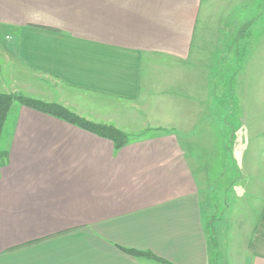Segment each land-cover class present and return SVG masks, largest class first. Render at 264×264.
<instances>
[{"label": "crops", "instance_id": "1", "mask_svg": "<svg viewBox=\"0 0 264 264\" xmlns=\"http://www.w3.org/2000/svg\"><path fill=\"white\" fill-rule=\"evenodd\" d=\"M202 8V0H0V60L13 89L7 84L6 93L22 89L126 133L149 130L115 150L105 138L13 103L0 138L7 152L0 167V264H162L118 246L170 264H264V204L240 245L213 244L202 221L206 186L192 166L191 140L212 131L213 103L196 108L185 98L196 82L186 63ZM245 35L235 40L241 47ZM258 44L264 46V33ZM248 47L232 77L230 136L246 141L239 154L247 156V172L257 174L264 170L252 160L260 153L250 141L264 137L258 114L264 83L248 85L241 72L264 53L255 57ZM153 58L186 68L170 69L159 85L152 82ZM181 81L182 100L151 98L153 84L173 93Z\"/></svg>", "mask_w": 264, "mask_h": 264}, {"label": "rangeland", "instance_id": "2", "mask_svg": "<svg viewBox=\"0 0 264 264\" xmlns=\"http://www.w3.org/2000/svg\"><path fill=\"white\" fill-rule=\"evenodd\" d=\"M202 2L204 8L201 9L198 19L192 45V56L186 63L189 68L196 70V82L191 89V96L185 98H189L196 108L206 100L213 103L211 110L213 122L210 125L212 128L210 131L212 130L213 133L208 131L203 134L205 139H202L200 137L202 134L198 132L192 134V136L195 135L191 140L192 166L196 171V176L202 175L206 184H204L206 190L203 189V194H201L202 221L205 226L208 224L207 231L212 243L240 245L247 240L264 204V172L262 171L264 170V154H262L264 148H260V146H264V137L250 141V148H255L254 151L260 153H255V156L252 154V160L262 172L257 174L247 172L248 169L245 165L247 156L239 154L240 151L244 153L243 148L246 141L238 140L234 133L233 137L230 136L232 129L236 130L234 122L231 124L233 121L231 117L234 119L236 112V101L233 100L231 94L232 77L244 60L246 51L244 49L247 45H249L248 54L256 57V55L262 56L264 53V46L257 45L264 33V0H202ZM251 18L254 20L253 25L245 27L246 20ZM241 33L246 35L249 33V39L243 37L246 40L245 42L243 40L244 47H241L239 42H235L237 35ZM149 62L151 69L156 72V75H152V82L159 83V85L169 77L170 69L175 68L182 71L184 68L182 64L165 58H153ZM149 62L145 61V71L149 67ZM248 63L241 72L245 78L244 82L248 85L264 83V72H261L264 71V60H256L255 64L259 63V67L255 70H249L256 66L251 60ZM4 65L0 60V80H4L0 82V93H6L3 87H7L9 79L7 71L2 73ZM248 66L250 67L248 68ZM248 70L249 76H247ZM156 83L152 86L151 98H157L156 96L159 94L164 96L175 94L182 100L183 91L181 89L185 90L186 87L182 81L177 85L178 91L173 90V93L168 90L163 91L161 86H156ZM7 88L11 89L9 84ZM24 92L20 89L10 93L36 99L25 95ZM52 93L54 98L59 97L55 92ZM74 95L79 99L78 94ZM46 103L58 104L78 115L73 109L55 101ZM263 111L258 112L262 119H264ZM220 112H222L221 124H219ZM107 125L115 127L112 124ZM148 131L134 134L122 132L130 137H145ZM2 146L3 143L0 144V148ZM249 162H251L250 159ZM204 194L205 196H203ZM210 223H212L213 229H211ZM152 264L158 263L153 262Z\"/></svg>", "mask_w": 264, "mask_h": 264}, {"label": "trees", "instance_id": "3", "mask_svg": "<svg viewBox=\"0 0 264 264\" xmlns=\"http://www.w3.org/2000/svg\"><path fill=\"white\" fill-rule=\"evenodd\" d=\"M14 102H17L28 108L37 110L39 112L56 116L72 125H75L88 132H91L97 135L98 137L105 138L112 143L115 150H119L133 141H137L141 138H144L143 136L130 137L111 125L94 123L92 121L86 120L85 118L68 111L67 109L58 104L46 103L37 99L25 97L20 94L15 95L12 93H0V138L9 110ZM6 159L7 152L0 150V167L6 164ZM118 248L125 254L135 258L152 259L162 264H170L168 261L155 256L150 251H140L133 248H124L121 246H118Z\"/></svg>", "mask_w": 264, "mask_h": 264}]
</instances>
